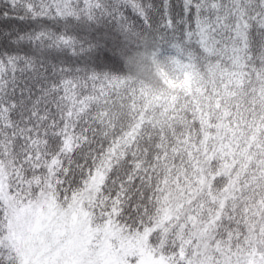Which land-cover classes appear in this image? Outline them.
<instances>
[{
  "label": "snow or ice",
  "instance_id": "snow-or-ice-1",
  "mask_svg": "<svg viewBox=\"0 0 264 264\" xmlns=\"http://www.w3.org/2000/svg\"><path fill=\"white\" fill-rule=\"evenodd\" d=\"M0 264H264V0H0Z\"/></svg>",
  "mask_w": 264,
  "mask_h": 264
}]
</instances>
